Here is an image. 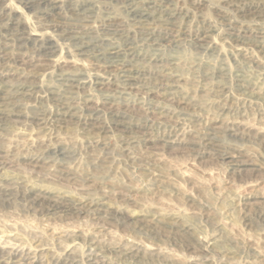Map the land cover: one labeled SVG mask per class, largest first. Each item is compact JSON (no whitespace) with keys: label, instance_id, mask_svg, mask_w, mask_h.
<instances>
[{"label":"rangeland","instance_id":"374dc122","mask_svg":"<svg viewBox=\"0 0 264 264\" xmlns=\"http://www.w3.org/2000/svg\"><path fill=\"white\" fill-rule=\"evenodd\" d=\"M0 264H264V0H0Z\"/></svg>","mask_w":264,"mask_h":264}]
</instances>
